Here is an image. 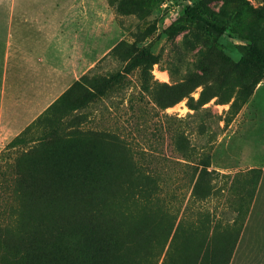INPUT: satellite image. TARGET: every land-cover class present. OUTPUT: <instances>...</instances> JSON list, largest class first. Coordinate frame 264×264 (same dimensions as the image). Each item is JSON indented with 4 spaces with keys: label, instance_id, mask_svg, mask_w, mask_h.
I'll list each match as a JSON object with an SVG mask.
<instances>
[{
    "label": "rangeland",
    "instance_id": "rangeland-1",
    "mask_svg": "<svg viewBox=\"0 0 264 264\" xmlns=\"http://www.w3.org/2000/svg\"><path fill=\"white\" fill-rule=\"evenodd\" d=\"M194 1L223 34L184 18ZM255 35L264 0H0V151L78 81L81 105L0 163L4 208L18 178L50 221L40 264H264V72L238 64ZM142 47L147 90L124 70Z\"/></svg>",
    "mask_w": 264,
    "mask_h": 264
},
{
    "label": "trees",
    "instance_id": "trees-1",
    "mask_svg": "<svg viewBox=\"0 0 264 264\" xmlns=\"http://www.w3.org/2000/svg\"><path fill=\"white\" fill-rule=\"evenodd\" d=\"M184 18L188 21L198 23L206 34L213 38H217L223 34L225 25L222 21L213 18L205 12L199 1H194L188 5L184 11ZM158 57L153 54L148 48H140L136 54L126 64L125 72L136 70L140 80L141 89L147 90L151 85V70L152 66L157 63ZM239 65H246L256 67L259 69V74L264 72V45L260 36L255 35L252 42L249 44L245 53L241 56ZM113 80H117V75L112 76ZM78 83L75 80L66 90H64L46 109L40 113L24 130L15 136L6 147L0 151V163L7 157L11 148L16 144L23 142V136L31 132L35 128H40L44 125L51 124L54 121V114L62 112L67 113L77 109L81 103L70 101L67 98V93L70 88ZM51 143H42L35 150L50 146ZM26 153V152H24ZM255 169L250 173L255 174ZM4 172L0 166V194L5 187ZM134 188L136 185L131 184ZM196 182L191 189V194L194 195ZM140 192L144 197H152V188H146L144 184L140 187ZM12 202L9 210L4 208V198L0 195V246L3 251L0 253V264H8L2 261L4 252H8L18 259H24L22 264H40V254L35 251V246H39L46 239L45 234L48 232L49 219L39 206L36 205V198H34L33 190L25 193L21 188L20 181L15 179L12 190ZM38 199V198H37ZM206 223V222H205ZM181 219H176L171 223L167 235L163 242L168 245L173 239V232L181 226ZM59 229V226L57 227ZM173 232L170 233V231ZM170 233V234H169ZM46 264V263H44Z\"/></svg>",
    "mask_w": 264,
    "mask_h": 264
},
{
    "label": "crops",
    "instance_id": "crops-1",
    "mask_svg": "<svg viewBox=\"0 0 264 264\" xmlns=\"http://www.w3.org/2000/svg\"><path fill=\"white\" fill-rule=\"evenodd\" d=\"M7 51H8V50H7ZM75 72H76V71H75ZM72 78H74V80H76V79H77V77H72ZM74 80H73V81H74Z\"/></svg>",
    "mask_w": 264,
    "mask_h": 264
}]
</instances>
